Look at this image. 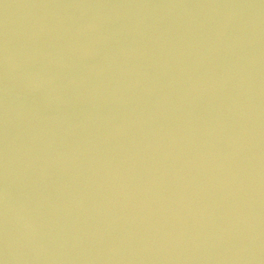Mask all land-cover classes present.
<instances>
[{
	"label": "water",
	"instance_id": "1",
	"mask_svg": "<svg viewBox=\"0 0 264 264\" xmlns=\"http://www.w3.org/2000/svg\"><path fill=\"white\" fill-rule=\"evenodd\" d=\"M0 264H264V0H0Z\"/></svg>",
	"mask_w": 264,
	"mask_h": 264
}]
</instances>
